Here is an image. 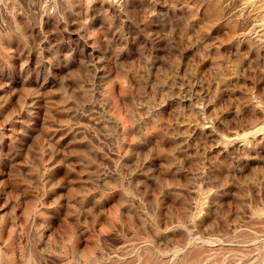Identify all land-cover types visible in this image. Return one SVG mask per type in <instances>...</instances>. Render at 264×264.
Returning a JSON list of instances; mask_svg holds the SVG:
<instances>
[{
	"label": "rangeland",
	"instance_id": "1",
	"mask_svg": "<svg viewBox=\"0 0 264 264\" xmlns=\"http://www.w3.org/2000/svg\"><path fill=\"white\" fill-rule=\"evenodd\" d=\"M74 11L43 41L0 22V264L264 259V12Z\"/></svg>",
	"mask_w": 264,
	"mask_h": 264
},
{
	"label": "clouds",
	"instance_id": "2",
	"mask_svg": "<svg viewBox=\"0 0 264 264\" xmlns=\"http://www.w3.org/2000/svg\"><path fill=\"white\" fill-rule=\"evenodd\" d=\"M108 3L118 5L120 0H107ZM93 0H0V22L3 21L5 16L11 18L12 24L17 31H20V25L16 21L17 15H22L25 18V26L27 28L38 30L35 34V39L43 41L48 39L50 33L45 32L44 24L45 19L56 21L57 32L60 31V26L63 25V31H68L69 18H66L65 11L76 15L74 9L77 5L83 9L91 6ZM256 4L261 12H264V0H244V6ZM66 6V8H62ZM122 30V25L117 18L111 27H106L105 31L112 37V41L120 39L117 35ZM95 67V65H93ZM264 250V249H262ZM162 255V254H161ZM255 255V253H253ZM247 259V257H245ZM256 260H260L264 264V259L256 256ZM256 260H251L250 264H256ZM239 264V261L237 262Z\"/></svg>",
	"mask_w": 264,
	"mask_h": 264
}]
</instances>
